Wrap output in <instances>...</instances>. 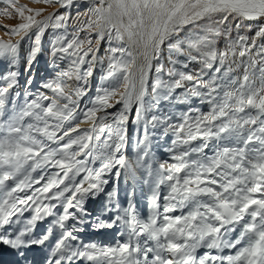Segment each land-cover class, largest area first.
Segmentation results:
<instances>
[{
    "label": "snow or ice",
    "instance_id": "6c2138e0",
    "mask_svg": "<svg viewBox=\"0 0 264 264\" xmlns=\"http://www.w3.org/2000/svg\"><path fill=\"white\" fill-rule=\"evenodd\" d=\"M33 2L0 0L19 20L0 24V264H264V0ZM86 227L126 238L85 243Z\"/></svg>",
    "mask_w": 264,
    "mask_h": 264
},
{
    "label": "rangeland",
    "instance_id": "374dc122",
    "mask_svg": "<svg viewBox=\"0 0 264 264\" xmlns=\"http://www.w3.org/2000/svg\"><path fill=\"white\" fill-rule=\"evenodd\" d=\"M90 0H81V4L79 6V8H73L72 9V15L75 16L77 11H79L80 13H83L86 11L88 5H89ZM21 4H27L29 7H41L43 5L41 4H37L34 3L33 0H20ZM3 5H0V7H2ZM52 9L49 8V11H51ZM63 11V9H62ZM19 23L18 18H6L2 15H0V24H5L8 26H14L15 24ZM237 31V29L234 28V32ZM239 32H241L242 34H246V35H254L253 31H249L248 30V26L246 24H242L240 26V28L238 29ZM4 33H5V29L4 28H0V37H4ZM51 39V33L49 32L48 34H46V36L44 37V46H45V51H47L48 45H49V41ZM259 43H264V41H258ZM108 47V43L107 41H101L100 43V51L98 53L99 56H103L105 54V49H107ZM39 62L41 66H44L45 72L42 74L41 79H39L38 75L41 73V71L39 70V72H37L38 70V66H39ZM39 62L34 66V72L36 75V80L32 86V89H30V91H35L38 87L39 84L41 83V81L46 78L48 75H50V73L47 71V62H46V58L45 57H41ZM40 66V67H41ZM62 67H64V65H61ZM23 69V68H22ZM4 70V66L2 64H0V72H2ZM48 74V75H46ZM100 72L96 71L94 73V76L92 78V84L93 87H95V85L99 82V76H100ZM88 100V97H84L82 100V106L83 103L86 102ZM23 102V95L21 96L20 99V103ZM192 106L193 107H200V109L202 111H207L208 110V105L207 104H201V102L199 100H194L192 102ZM119 107V106H118ZM187 105H183V104H178V103H162L161 104V108L168 114H174V113H179V112H183L187 110ZM133 115L129 116V121H132ZM171 135H168L167 137H163L159 140L153 139V152L155 153L156 157L160 160L166 159L167 158V154L164 151L165 148L169 147L171 144ZM135 142V139H134ZM133 142V143H134ZM149 195H146V197H148ZM176 214H180L179 212ZM236 234H233V237ZM235 238V237H234Z\"/></svg>",
    "mask_w": 264,
    "mask_h": 264
},
{
    "label": "bare ground",
    "instance_id": "6f19581e",
    "mask_svg": "<svg viewBox=\"0 0 264 264\" xmlns=\"http://www.w3.org/2000/svg\"><path fill=\"white\" fill-rule=\"evenodd\" d=\"M85 1V0H84ZM38 66V64H37ZM40 62H39V66H38V70L37 72H39V70L41 71V73L38 75L39 79H41L42 74L45 72L44 66H41ZM21 72L23 73V69L21 68ZM48 75V74H46ZM26 80V76H24L23 74L20 77V83L23 86ZM134 116V110H133V114ZM131 116V115H130ZM133 120V118H132ZM128 136H129V144L126 150V155H131L132 154V149L134 148V139H135V132H134V128H133V124L132 121H128ZM94 167H99V162H96L94 165ZM119 187L121 190V200L122 202L124 201V195H125V189L130 190V185H127L124 181V179L122 178L119 181ZM163 191V190H162ZM150 191L148 189L147 186H144L143 189L137 188L136 194H135V201L137 204V207L141 213V215L143 217H146L148 214V209H147V197L146 195H150ZM100 201L97 200L95 202H90L89 207L90 209L98 207L99 206ZM179 211H177L176 213H178ZM174 213V214H176ZM30 215V212H25L24 213V217H28ZM47 223V221H45L44 224H41L39 226V229H43L45 224ZM119 230H103V231H99V232H93L91 231L89 228H85L84 232L81 234V239L87 243V242H96L102 245H112L116 243L117 239H121V241L123 239H125L126 237H118L117 236V232ZM235 237V235H234ZM233 237V238H234ZM43 255L44 253L41 250H34L33 252L29 253V257H35L37 260H42L43 259ZM14 254L9 252V251H5L3 253V257L2 260L3 261H10L12 259H14ZM76 264H81V262H76Z\"/></svg>",
    "mask_w": 264,
    "mask_h": 264
}]
</instances>
